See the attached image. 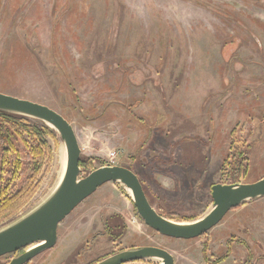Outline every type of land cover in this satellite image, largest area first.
<instances>
[{
  "label": "rangeland",
  "instance_id": "rangeland-1",
  "mask_svg": "<svg viewBox=\"0 0 264 264\" xmlns=\"http://www.w3.org/2000/svg\"><path fill=\"white\" fill-rule=\"evenodd\" d=\"M0 92L64 116L92 168L115 151L113 165L138 176L157 212L200 218L236 159L239 183L264 177V0H0ZM48 141L53 159L13 221L60 179L65 146ZM142 246L167 250L173 264H207L227 249L221 264H264V196L199 237L177 239L147 226L125 186L110 181L25 264H94Z\"/></svg>",
  "mask_w": 264,
  "mask_h": 264
},
{
  "label": "water",
  "instance_id": "water-1",
  "mask_svg": "<svg viewBox=\"0 0 264 264\" xmlns=\"http://www.w3.org/2000/svg\"><path fill=\"white\" fill-rule=\"evenodd\" d=\"M0 110L44 122L63 142L66 164L52 193L36 208L0 229V257L15 254L8 264H25L33 256L52 247L57 240L58 224L98 187L110 181L120 182L131 191L137 215L156 232L177 239L199 237L216 226L231 209L246 201L264 196V177L250 183L211 185L212 208L202 217L179 222L161 215L149 203L138 176L119 165L101 166L85 176L79 162L81 149L68 120L46 105L0 92ZM158 258L160 264H173V256L156 246L121 250L94 264H125L145 258Z\"/></svg>",
  "mask_w": 264,
  "mask_h": 264
},
{
  "label": "trees",
  "instance_id": "trees-1",
  "mask_svg": "<svg viewBox=\"0 0 264 264\" xmlns=\"http://www.w3.org/2000/svg\"><path fill=\"white\" fill-rule=\"evenodd\" d=\"M48 138L57 146V133L44 122L0 110V224L13 222L38 190L43 171L53 159V147ZM89 161L80 159L79 166L89 172L94 170ZM241 161L236 159L229 172L230 184L239 183ZM164 217L179 222L193 220L187 216L175 219L173 214ZM229 254L227 249L222 256L208 260L207 264H219ZM261 260L264 261V254L257 257V261Z\"/></svg>",
  "mask_w": 264,
  "mask_h": 264
},
{
  "label": "built area",
  "instance_id": "built-area-1",
  "mask_svg": "<svg viewBox=\"0 0 264 264\" xmlns=\"http://www.w3.org/2000/svg\"><path fill=\"white\" fill-rule=\"evenodd\" d=\"M117 157V153L115 151H110L107 155V161H108V165H105V166H110V165H113L115 164V159ZM131 222L132 223H137V218L136 217H132L131 218Z\"/></svg>",
  "mask_w": 264,
  "mask_h": 264
},
{
  "label": "bare ground",
  "instance_id": "bare-ground-1",
  "mask_svg": "<svg viewBox=\"0 0 264 264\" xmlns=\"http://www.w3.org/2000/svg\"><path fill=\"white\" fill-rule=\"evenodd\" d=\"M65 164H66V159H65V157H63L62 158V168H61V172H60L59 178H61L62 175H63L64 169H65ZM125 189L131 195V191L129 189H127V188H125Z\"/></svg>",
  "mask_w": 264,
  "mask_h": 264
},
{
  "label": "crops",
  "instance_id": "crops-1",
  "mask_svg": "<svg viewBox=\"0 0 264 264\" xmlns=\"http://www.w3.org/2000/svg\"><path fill=\"white\" fill-rule=\"evenodd\" d=\"M254 200H256V199H253V200H249V201H254ZM246 202H248V201H246ZM196 219V218H195ZM227 259H228V257L223 261V262H225V261H227ZM222 262V263H223ZM221 264V263H220Z\"/></svg>",
  "mask_w": 264,
  "mask_h": 264
},
{
  "label": "flooded vegetation",
  "instance_id": "flooded-vegetation-1",
  "mask_svg": "<svg viewBox=\"0 0 264 264\" xmlns=\"http://www.w3.org/2000/svg\"><path fill=\"white\" fill-rule=\"evenodd\" d=\"M261 25H262V24L258 23V26H260V27H261ZM14 255H15V254H14ZM101 260H102V259H101ZM98 261H99V260H98ZM98 261H96V262H98ZM96 262H95V263H96Z\"/></svg>",
  "mask_w": 264,
  "mask_h": 264
}]
</instances>
